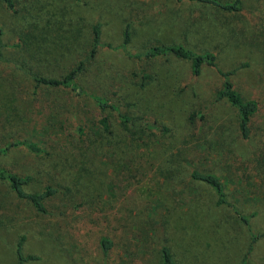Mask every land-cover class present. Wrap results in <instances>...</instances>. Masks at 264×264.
I'll return each instance as SVG.
<instances>
[{
    "label": "trees",
    "instance_id": "obj_1",
    "mask_svg": "<svg viewBox=\"0 0 264 264\" xmlns=\"http://www.w3.org/2000/svg\"><path fill=\"white\" fill-rule=\"evenodd\" d=\"M171 1L181 19L184 41L156 45L144 43L143 50L137 51L132 47L137 31L132 27L130 16H124L120 3L115 16H124L120 17L122 29L120 39L116 41L118 44L112 45L103 41L101 8L94 9L95 21L79 13L72 15L74 10H69L70 3L75 2L76 6L82 0H0V186L4 188L0 189V211L5 213L2 218L5 223L15 218L13 208L16 204L27 203L37 216L50 218L54 214L49 207L54 200L62 202L70 194L74 205V194L81 190L82 182L80 184L79 180L82 178L88 183V188L82 186V189H89L85 196L99 200L104 206L106 201L98 197L107 191L106 195L109 186L111 189L114 187L117 195L120 190L117 177L124 175L132 181L131 185L146 184L142 191L149 193L147 199L155 195L162 197L165 193L171 201L166 214L159 220L150 209H146V230L152 237H141L139 240L148 244L149 248L139 250L129 243L119 242L117 236L110 232L100 236L96 256L82 251L76 258L75 251L71 253L62 245L58 246V251L63 253L65 250L63 255L72 258V263L78 259L77 262L84 264H179L172 244L174 235H171L180 226L174 215L179 201L189 208L183 221L195 225L198 230L211 226L216 242L228 254H233L234 259L238 257L237 264H249L248 257L254 251L256 242L264 237V230L255 233L250 216L242 214L230 203L217 171L210 166L205 167L208 157L219 160L233 155L236 136L243 142L254 140L251 120L259 109V103L243 97L234 83L237 72L246 68L248 63L222 69L215 49L189 42L190 33L201 39L207 38L206 30H210L216 40L221 23L228 33V41H235V49H238L244 32L238 30L233 22L242 18L249 22L250 14L246 12L244 0ZM87 5L85 2L82 7L88 9ZM181 7L185 8V13L181 12ZM194 7L200 8L197 17L192 11ZM205 11H210L211 18ZM251 26L252 38L244 45L247 47L255 44L257 25L252 22ZM254 48L257 46L254 45ZM260 51L264 58V48ZM110 52H120L124 58L137 64L142 71L139 86L143 90L154 85L159 88L164 86L156 72H148L153 60L159 58L168 62V58L173 57L186 65L188 75L194 80L188 85L191 87L203 76L204 69H210L219 82L214 91L215 97L208 105L188 110L178 125L171 124L170 111L166 113L169 121L165 123L150 119L152 113H135L132 106L137 102H125L124 97L113 100L108 97L107 90H99L101 84L106 83L103 76L109 78L108 74L112 73L114 78L120 73V60L107 56ZM59 64H62L61 67ZM166 71V79L175 76L168 68ZM93 88L97 90L93 91ZM86 99L96 114L84 115L83 119L78 105ZM138 101L149 102L142 98ZM228 111L234 113V118L228 116ZM34 113L47 121L46 130L40 133L43 138L29 137L32 131L28 122ZM70 116H73L72 123L65 124L72 126L73 130L61 140L59 131L65 124L58 120ZM62 147L70 148L75 154L72 165L77 169L78 178L73 187L49 183L39 190L30 191L28 187L33 183V176L27 172L17 173L16 164L9 166L4 162L18 153L37 158L49 153L48 150L59 151ZM100 155L108 161V169L114 170L113 176H106L107 170L98 168L95 161ZM215 162L220 163L221 160ZM95 182L98 184L95 185ZM196 184L209 190L210 205L201 206L202 201L198 203L199 199H195L201 198V191L193 186ZM188 185L194 189L186 190ZM192 199L196 202L194 207ZM226 209H231V214H227ZM56 213L63 215L60 208ZM225 224H229L232 231L225 228ZM243 229L248 237L244 249L239 247L242 243L237 241L236 235L238 230ZM44 231L41 230L40 235L47 236ZM142 235L143 232H140ZM25 237H20L17 246L19 264L38 259L36 256L24 258L21 255ZM145 253L151 254L153 261L149 262L144 257ZM126 256L130 258L129 263L124 260Z\"/></svg>",
    "mask_w": 264,
    "mask_h": 264
},
{
    "label": "rangeland",
    "instance_id": "obj_2",
    "mask_svg": "<svg viewBox=\"0 0 264 264\" xmlns=\"http://www.w3.org/2000/svg\"><path fill=\"white\" fill-rule=\"evenodd\" d=\"M66 1L70 2L71 0ZM85 2L88 4V9L83 8ZM119 3L122 6L124 16H130V20L133 21L132 27L137 31L132 45L135 50L142 51L144 43L156 45L184 41L181 19L178 18V14L175 12L176 6L171 0H82L76 6L75 2L70 3L72 6L69 10L73 8L74 11L70 10L72 15L79 13L81 16L85 15L89 20L95 21L97 17L93 16L94 9L101 8L103 16L101 20L104 22L103 41L106 40L108 43L116 45L122 29L120 17L124 18L123 15L115 16ZM244 6L246 12L250 14L249 22L244 18L236 19L233 22L238 30L244 32L241 36L242 45L238 49H235V41H228V33L225 32L221 23H219L220 33L216 40L212 38L211 31L206 30V35L208 34L206 40L190 33L189 42L215 49L218 54L219 66L222 69L248 63L246 68L237 72L234 83L243 97L254 99L259 103V109L251 120V130L255 134V136L253 135L254 140L243 142L236 136L233 155L219 159L221 160L220 163L215 162L219 161L218 159L208 157L205 167L210 166V169L217 171L221 176L230 203L242 214L250 216L252 230L259 233L264 230V58H262L260 51L264 48V2L263 0H244ZM180 9L181 12L185 13L184 7ZM192 11L197 17L200 8L194 7ZM205 12L211 18L210 11ZM213 15L212 11V17ZM179 16H181L180 11ZM252 22L257 25L255 44L253 43V46H257L256 49H252L253 46H244L252 38L250 31L252 30L250 28H253ZM107 56L120 60V73L115 74L114 78L112 73L108 74L109 78L103 76L102 79L106 83H103L105 85L101 84L99 90H107L109 92L108 97L113 100L124 97L125 102H132V104L137 102L133 104L132 111L143 115L152 113L149 115L150 119H156L163 123L168 122L166 113L170 111L172 113L171 124L178 125L181 117L183 114L186 115L188 110L193 109V107L208 105L215 97L214 91L219 82L215 73L210 69H204L203 76L191 87L188 85L194 80L188 75L186 65L173 57H169L168 62L164 58H159L153 60V66L148 72L152 70L156 72L164 86L159 88L154 85L153 88L143 90L139 86L142 71L137 67V64H133L124 58L120 52H110ZM59 65L61 67L62 64ZM166 68L175 75L172 79L165 78V73L168 72ZM96 90L93 88V91ZM141 98L148 100L152 107L148 106L150 104L147 101L139 103L138 99ZM78 106L80 107L79 115L83 119L84 115L96 114V110L88 99L79 102ZM228 112V116L234 118V113ZM72 118L73 116L67 119L61 117L58 121L63 122V124H71ZM28 124H30L29 128L32 131L29 137L37 139L44 137L40 133L47 128L45 119L34 113ZM66 124L62 125L63 129L59 131L61 140L65 139L66 135L73 130L72 126ZM47 152L49 153H43L37 158L25 153H18L14 157L5 159L4 162L9 166L16 164L14 167L17 173L27 172L33 176V183L28 187L30 191L39 190L49 183L75 186L74 182H77L78 174L77 169L72 165L74 152L65 147L59 151L48 150ZM95 162L99 169L107 170L106 176H113L114 170L108 169L109 163L106 158L100 155ZM199 166L201 167V164ZM117 180L119 181L117 186L120 187L117 195L114 187L111 189L109 186L108 193L105 195L106 191L98 197V199L106 201L105 206L99 200H92L85 196L89 189H82L83 185L88 188L87 179L82 178L79 180L80 184L82 182L81 190L74 194V205L71 202L70 194H67L62 202L59 199L54 200L49 207L54 214L51 218L37 216L27 203L16 204L13 208L15 218L6 223L2 219L5 213L0 211V221L3 222H0V264H19L17 246L22 235L26 236V239L21 245V255L24 258L38 257L37 260H26L23 264H84L77 262L78 259L72 263V258L63 255L65 250L63 253L59 252L58 246L62 245L69 252L72 251L71 253L75 251L76 258L82 251L88 255L94 254L96 256L100 236L110 234V232L113 236H117L119 242L129 243L139 250L149 248L148 244L139 240L141 237L145 239L152 237V234L146 230L145 224L148 221L146 209H150L153 215L155 214V218L159 220L166 214L171 201L166 198L165 193L162 197L155 195L147 199L149 193L142 191L146 184L131 185L132 181L127 180L125 175L118 176ZM98 182L94 184L97 185ZM193 186L201 191V198H195L199 199L198 203L202 201L201 206L210 205L211 194L209 190L203 185L196 184ZM193 186L188 185L186 190L194 189ZM0 189L4 188L0 186ZM195 199L191 200L193 207L196 206L194 205ZM76 204L79 206L74 207ZM57 208L63 211V215L56 213ZM187 209L189 208L185 206L184 202L176 203L174 215L180 221L179 230L181 231L173 230L171 235H174L172 244L177 251L176 258L179 264H237L238 257L236 256L234 259L233 254H228L229 252L224 251V248L216 242L211 226L206 227V229L200 227L201 230H198L195 225H188L183 221ZM230 210L226 209L227 214H231ZM225 228L232 231L229 224H225ZM44 229L47 236L40 235V231ZM140 232H143L142 236H140ZM196 232H198L197 237H195ZM236 235L237 241L242 243L239 244V247L244 249L248 242L245 229L238 230ZM238 248L235 249L237 253L240 252ZM144 252L146 251H142V253ZM144 257L149 259V262L154 259L151 254L147 253ZM129 259L128 256L124 257L127 263L130 262ZM227 259L229 260L227 261ZM248 263L264 264V237L256 242L254 251L248 257Z\"/></svg>",
    "mask_w": 264,
    "mask_h": 264
}]
</instances>
